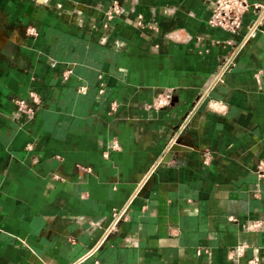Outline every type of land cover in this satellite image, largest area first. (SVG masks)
<instances>
[{
  "label": "crops",
  "instance_id": "1",
  "mask_svg": "<svg viewBox=\"0 0 264 264\" xmlns=\"http://www.w3.org/2000/svg\"><path fill=\"white\" fill-rule=\"evenodd\" d=\"M211 1L0 0V264H264V16L215 82L258 11Z\"/></svg>",
  "mask_w": 264,
  "mask_h": 264
},
{
  "label": "built area",
  "instance_id": "2",
  "mask_svg": "<svg viewBox=\"0 0 264 264\" xmlns=\"http://www.w3.org/2000/svg\"><path fill=\"white\" fill-rule=\"evenodd\" d=\"M250 10H255L258 13L256 17L249 21L247 24L246 31L241 37L239 44L235 45V48L229 53L228 57L224 60L222 68L218 74H215L216 80H219L223 74H225L230 68L234 65L235 59L240 51V49L248 43L253 33L259 28L261 24V19L264 16V3H257L251 0H212L211 1V13L208 17V24L210 26L220 27L224 30H227L231 33H237L242 25L244 15ZM120 11L119 4L116 1H113L109 8L105 11V16L108 18L113 17L114 14ZM141 18V15L138 16ZM137 24H141L140 20L136 21ZM26 32L30 35H35L36 30L34 27H27ZM68 71H66L67 74ZM65 74V75H66ZM31 103L24 98H17L15 100L16 103V111L17 114H25L28 117H31L36 110L40 106V100L37 94L34 91H30ZM170 93H166L164 97L158 100L160 105H166L170 100ZM189 119V115L182 121L178 133L170 138L166 150H168L169 146L176 141L181 131L186 127L187 121ZM113 148L117 147V143L112 144ZM152 169L145 175L142 183L147 179L148 175L151 173ZM256 171L259 176L264 174V160H259L256 164ZM141 183V184H142ZM129 202L125 204L121 208H113L111 212V219L107 227L105 228L104 234L99 241L98 245L101 244L108 236L111 234L123 221L125 213L127 211ZM228 220L230 222L234 221L235 218L233 215L228 216ZM264 220L262 219H254L249 224L245 225L246 229H258ZM202 252H207L206 249L201 250L198 249L197 253L201 254ZM244 252V246L239 245L235 248L230 249L229 257L231 259H237ZM258 260L256 258H250L248 260V264H257Z\"/></svg>",
  "mask_w": 264,
  "mask_h": 264
},
{
  "label": "water",
  "instance_id": "3",
  "mask_svg": "<svg viewBox=\"0 0 264 264\" xmlns=\"http://www.w3.org/2000/svg\"><path fill=\"white\" fill-rule=\"evenodd\" d=\"M180 147H181V139L179 138L169 146L168 150L166 151V153L162 158V162H166L170 160L174 151H176Z\"/></svg>",
  "mask_w": 264,
  "mask_h": 264
},
{
  "label": "rangeland",
  "instance_id": "4",
  "mask_svg": "<svg viewBox=\"0 0 264 264\" xmlns=\"http://www.w3.org/2000/svg\"><path fill=\"white\" fill-rule=\"evenodd\" d=\"M0 36H1V37H0V38H1V40H3V39H4V36H5V34H4V33H2V32H0ZM5 37H6V36H5ZM3 41H4V40H3ZM1 42H2V41H1ZM1 42H0V43H1Z\"/></svg>",
  "mask_w": 264,
  "mask_h": 264
},
{
  "label": "bare ground",
  "instance_id": "5",
  "mask_svg": "<svg viewBox=\"0 0 264 264\" xmlns=\"http://www.w3.org/2000/svg\"><path fill=\"white\" fill-rule=\"evenodd\" d=\"M0 37H1V36H0ZM4 39H5V36H4ZM4 39H3V40H4ZM3 40H1V38H0V42H1V41L3 42Z\"/></svg>",
  "mask_w": 264,
  "mask_h": 264
}]
</instances>
